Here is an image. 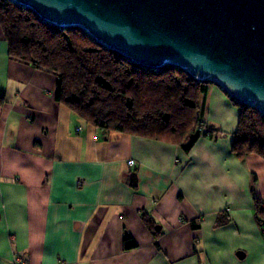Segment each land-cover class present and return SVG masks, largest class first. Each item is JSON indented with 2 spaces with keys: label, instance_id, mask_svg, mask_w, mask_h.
Instances as JSON below:
<instances>
[{
  "label": "crops",
  "instance_id": "obj_1",
  "mask_svg": "<svg viewBox=\"0 0 264 264\" xmlns=\"http://www.w3.org/2000/svg\"><path fill=\"white\" fill-rule=\"evenodd\" d=\"M56 86L10 59L0 25V264H264V159L234 154L240 109L219 86L202 103L216 134L189 151L105 137L56 101Z\"/></svg>",
  "mask_w": 264,
  "mask_h": 264
},
{
  "label": "trees",
  "instance_id": "obj_2",
  "mask_svg": "<svg viewBox=\"0 0 264 264\" xmlns=\"http://www.w3.org/2000/svg\"><path fill=\"white\" fill-rule=\"evenodd\" d=\"M0 25L10 59L57 77L55 99L94 126L179 145L189 151L215 128L203 121V100L211 82H199L176 66L146 68L101 46L81 28L61 29L10 0H0ZM240 109L232 150L243 158L264 159V116L232 99ZM264 199L255 198V215L264 233ZM150 229L155 222L146 214ZM226 221L220 216L219 224Z\"/></svg>",
  "mask_w": 264,
  "mask_h": 264
},
{
  "label": "water",
  "instance_id": "obj_3",
  "mask_svg": "<svg viewBox=\"0 0 264 264\" xmlns=\"http://www.w3.org/2000/svg\"><path fill=\"white\" fill-rule=\"evenodd\" d=\"M137 65L176 66L264 116V0H10ZM131 181L137 184V174Z\"/></svg>",
  "mask_w": 264,
  "mask_h": 264
},
{
  "label": "built area",
  "instance_id": "obj_4",
  "mask_svg": "<svg viewBox=\"0 0 264 264\" xmlns=\"http://www.w3.org/2000/svg\"><path fill=\"white\" fill-rule=\"evenodd\" d=\"M129 165H134L135 161L134 160H129ZM81 184H83V182H80ZM262 208L264 209V205L262 206ZM13 264H26L24 259L22 258V256L20 255H15L14 259H13Z\"/></svg>",
  "mask_w": 264,
  "mask_h": 264
}]
</instances>
